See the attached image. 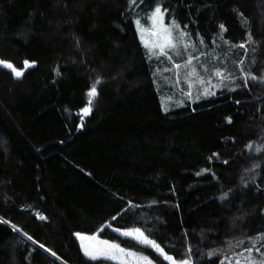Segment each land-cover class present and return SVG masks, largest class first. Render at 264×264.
Masks as SVG:
<instances>
[{
  "label": "trees",
  "instance_id": "trees-1",
  "mask_svg": "<svg viewBox=\"0 0 264 264\" xmlns=\"http://www.w3.org/2000/svg\"><path fill=\"white\" fill-rule=\"evenodd\" d=\"M156 5L215 95L163 109L133 17ZM0 57L35 61L0 66V264H121L76 233L170 264L125 228L176 261H264V0H0Z\"/></svg>",
  "mask_w": 264,
  "mask_h": 264
},
{
  "label": "rangeland",
  "instance_id": "rangeland-1",
  "mask_svg": "<svg viewBox=\"0 0 264 264\" xmlns=\"http://www.w3.org/2000/svg\"><path fill=\"white\" fill-rule=\"evenodd\" d=\"M157 7H159L163 13L162 25L159 21H157L154 24L153 20L151 19L152 14ZM133 17H134V23H135L137 32L139 34L140 40L143 43V45L146 47V50L148 51L149 56L154 57V58L158 57L161 60L162 64L158 70L160 77H161V83L159 84V93H160V97H161L162 107L164 110L165 109L170 110L171 108H173L177 104H181L182 101H184L186 98L190 97L193 90L203 91V90H205V88L208 89L209 84H206V87H205L204 83L203 84L199 83V81L201 79L204 81V79L202 78V75L204 74V72H203L202 68L198 67L195 60L192 61V64L188 68L183 67V65L185 64V62L189 56L185 54V58L184 59L181 58L183 53L180 52V50L184 48L182 45L180 47H178L176 51H173L172 49L167 50L168 55L171 57V59H168L165 56H158V55L152 54L153 52L159 51V49H154L152 47V45H154L156 43H162L163 42L160 39L159 35H157L156 33L162 32V27H170V26H173L174 24L176 25L175 22L170 23V22L166 21L165 12H164L161 5H156L152 10H150L148 12H137L134 14ZM179 32H180V30H177V29L173 30V36L177 37V39H178ZM183 44H189L190 46L188 48L192 47L191 40H189L188 37H186V36L184 37ZM177 53H179V54H177ZM0 60L6 61V62H11V61L4 60L1 57H0ZM26 60L29 62H34V64H35V61L29 60V59H26ZM175 64H180L181 68L176 69L174 67ZM14 67L17 70L23 69V67L19 68V67H16L15 65H14ZM193 67H195L197 70V76L188 77L187 74H188V72L191 71V69ZM25 71L26 70H24L23 73ZM162 87L166 90L165 92L162 91L163 90ZM193 97H197V94L193 95ZM135 229H137V228H125V229L121 230V233H124L126 231H132ZM81 234L86 235V236H95L94 240L84 242V243L90 244L92 247L103 248L105 246L103 244H101L100 242L101 241H107L110 244L119 245L120 248L124 249L126 253L132 254L130 256L123 255V256H121L120 259H112V260H115L119 263H121L122 260H126L128 262V264H147L146 261H143L140 259L142 257H147L148 260L152 262V264H155V262L148 255H146L142 252L135 251L133 249H129V248H126L124 246H121L119 243H117L115 241H112L110 239H106V238L101 237L97 234H93V235H87L84 233H81ZM146 237L148 239L154 241L150 237H148V236H146ZM160 248L162 249L161 246H160ZM163 253L167 254L169 256H172L171 254L166 253L164 250H163ZM100 257H104V256H100Z\"/></svg>",
  "mask_w": 264,
  "mask_h": 264
},
{
  "label": "snow or ice",
  "instance_id": "snow-or-ice-1",
  "mask_svg": "<svg viewBox=\"0 0 264 264\" xmlns=\"http://www.w3.org/2000/svg\"><path fill=\"white\" fill-rule=\"evenodd\" d=\"M133 2H135V0H133ZM162 18H163V13L161 11V9L159 7H157L153 14L151 19L153 20V23L155 24L157 21H159L162 25ZM139 23V22H138ZM220 28L222 30H224V26L220 25ZM174 29H179V25H173L170 27H162V32L160 33H156L157 35H159L160 39L163 41L162 43H156L154 45H152V47L154 49H159L158 52H153L152 54L154 55H158V56H165L168 59H171V57L168 55V49H172L173 51H176L178 47H180L181 45L187 49L190 45L189 44H183V40L184 37L187 35L186 33H184L183 31H180L178 34V39L177 37L173 36V30ZM249 39H251V37H249ZM239 47H245L244 44L239 45ZM179 54V53H177ZM198 59V57L189 55L188 59L186 60L185 64L183 65V67L188 68L191 64L192 61ZM34 62H29L27 60H25L23 62V69L22 70H17L14 65L11 62H6L3 60H0V66L6 67L9 70H11V73L14 74V76L16 78H20L23 75V71L27 70L29 67L33 66ZM174 67L176 69L181 68L180 64H175ZM212 75L219 77L221 79V81L224 80H228L230 78L229 75H225L224 72L221 71V69L217 68ZM248 75L251 76V74L249 73ZM188 77H194L197 76V70L195 67H193L191 69L190 72H188L187 74ZM252 79H256L255 76H252ZM100 81L97 80L96 84H93L90 91L88 92V104L89 107H85L84 109H82L83 114L86 116L90 113L91 111V104L93 99L97 96V87L96 85L99 84ZM199 83L203 84L204 81L201 79L199 81ZM247 83V82H245ZM234 90V89H233ZM204 95H215V93L210 92L209 89L205 88L204 90ZM199 99V97H197ZM167 110V109H165ZM230 119V118H229ZM40 219H45V217L40 216ZM15 228V226H14ZM18 230V229H17ZM19 231V230H18ZM125 236H131L134 239H137L138 242L143 243L147 246H150L152 248H155L159 253L163 254L164 259L169 261L170 264H192V261L190 259H185V260H181V261H176L172 256H169L167 254L163 253V249L160 248L159 245H157L154 241L148 239L144 233L140 230V229H135L132 231H126L124 233H122ZM25 236H27V233H24ZM82 242V248L85 252L86 255L90 256L91 259H97L100 256H104L106 259H120L121 256L123 255H132L131 253H126L124 249L120 248L119 245L117 244H110L107 241H101L100 243L103 244L105 247L103 248H95L92 247L90 244L84 243L85 241H92L95 239V236H86L83 235L81 233H76L75 234ZM28 239L31 240L32 237L28 236ZM260 239H264V236L260 237ZM40 248H44L45 246L43 244L39 245ZM46 251H48L52 256H56L57 254L55 252H52L51 249H45ZM252 248L246 249V251H248L249 253L252 252ZM257 251H259V249H256ZM213 253H210V255ZM143 261H146L147 264H152L151 261L148 260L147 257H142L140 258ZM121 264H128V262L126 260H122ZM223 264V262H222ZM236 264H240L239 261L236 262ZM249 264H258V262L251 260L249 258ZM259 264H264V261H260Z\"/></svg>",
  "mask_w": 264,
  "mask_h": 264
}]
</instances>
